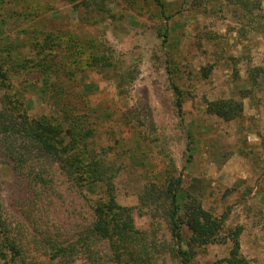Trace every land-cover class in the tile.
<instances>
[{"label":"rangeland","instance_id":"obj_1","mask_svg":"<svg viewBox=\"0 0 264 264\" xmlns=\"http://www.w3.org/2000/svg\"><path fill=\"white\" fill-rule=\"evenodd\" d=\"M3 61L0 110L16 100L20 122L62 127L79 174L0 136V264H182L165 197L177 180L182 204L196 196L224 223L207 245L182 227L191 264H227L238 226L264 264V0H0ZM220 99L239 115L209 113ZM111 195L134 229L97 238Z\"/></svg>","mask_w":264,"mask_h":264},{"label":"trees","instance_id":"obj_2","mask_svg":"<svg viewBox=\"0 0 264 264\" xmlns=\"http://www.w3.org/2000/svg\"><path fill=\"white\" fill-rule=\"evenodd\" d=\"M51 37L47 40L50 42ZM0 63V79L8 78L5 63ZM175 91L178 94L177 106L179 112H182V95L178 87L175 86ZM16 100L6 101L3 108L0 110V136L4 139L12 140V143L31 144L35 145L39 150L48 155L58 157L61 166L68 169L70 174L78 175L76 166L65 161L61 157L64 137H62L63 128L58 124H52L47 119H31L27 122H20L17 115L12 111L16 105ZM9 104V105H8ZM208 112L216 114L226 120H232L239 115V109L236 103L231 99H220L210 102L208 104ZM70 120L74 124V128L79 127L78 118L70 114ZM75 122V123H74ZM68 132H71L67 129ZM21 148H13L14 152H10L12 159L16 164H24L25 157L19 152ZM82 175V174H80ZM180 180L175 184L171 182L170 186L165 191V197L170 200V207L167 208V215L171 224L172 236L177 242L176 254L180 258L182 264H191L192 255L190 249L183 247L182 227L185 225L192 232V239L196 244L207 245L217 241H222L220 238L221 231L224 228V223L221 218L215 216L211 211L204 208L202 201L196 197L191 196V200L186 203H181L179 188ZM118 209L117 211H115ZM130 208L117 205L115 197L111 195L108 204L98 205L95 209L96 219L91 228L93 236L101 239L112 240L118 233H128L134 229L133 220L129 211ZM115 211L114 215L109 213ZM118 213L125 215V219L117 221L115 217ZM243 233V228L238 226L231 230L229 238L232 242L230 254L224 261L227 264H251L241 253L240 237ZM224 241V240H223ZM226 241V240H225ZM76 246L65 248L55 246L54 252L51 254L53 259L65 257L67 254H73Z\"/></svg>","mask_w":264,"mask_h":264}]
</instances>
